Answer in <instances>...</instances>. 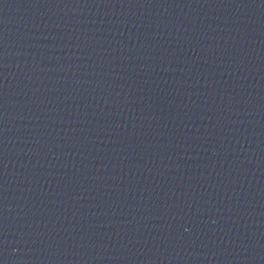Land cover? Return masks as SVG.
Returning <instances> with one entry per match:
<instances>
[{"label":"water","instance_id":"1","mask_svg":"<svg viewBox=\"0 0 264 264\" xmlns=\"http://www.w3.org/2000/svg\"><path fill=\"white\" fill-rule=\"evenodd\" d=\"M264 98V0H174Z\"/></svg>","mask_w":264,"mask_h":264}]
</instances>
